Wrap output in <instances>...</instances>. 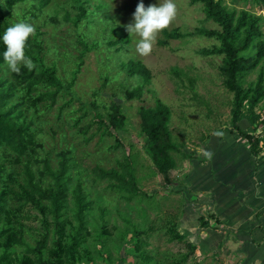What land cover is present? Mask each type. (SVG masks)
Instances as JSON below:
<instances>
[{"label":"rangeland","instance_id":"rangeland-1","mask_svg":"<svg viewBox=\"0 0 264 264\" xmlns=\"http://www.w3.org/2000/svg\"><path fill=\"white\" fill-rule=\"evenodd\" d=\"M141 2L147 8L164 0H50L46 5L40 0H20L12 7L0 0L3 53L6 28L20 21L33 24L40 44L30 36L28 45L56 68L65 85L53 96L57 86L45 80L29 86L23 72L30 71L23 64L17 74L8 70L4 58L0 62V79L13 85L3 107L30 127L24 153L7 143L0 146V256L10 253L2 264H264L262 241L245 243L246 232L221 226L215 237L201 227L200 215L217 222V211L212 201L204 207L197 186L186 182L216 132L249 144L238 131L230 130L235 92L226 85L221 69L224 53L201 52L203 47L220 44V39L199 34L197 27L221 26L207 17L204 2L173 0L177 12L168 28L192 33L162 44L161 31L152 52L141 56L136 52L140 37L126 29L134 24L133 14ZM82 3L87 15L76 23L72 18ZM222 3L260 15L263 35L242 52L256 55V43L264 39V0ZM68 13L71 19L66 18ZM121 36L124 43L113 42ZM130 58L142 59L151 68L150 80L130 73L126 65ZM31 60L34 75L41 73V65ZM262 69L264 56L240 76L241 83L246 87L255 83ZM138 85L143 87L142 94L127 98L126 90ZM158 99L172 109L169 125L181 146L172 150L176 166L168 172L169 181L154 164L142 129V108L155 105ZM114 102L121 103L125 123L108 127ZM257 109L264 112V98ZM247 127L264 135V124L257 130ZM227 145L234 148L231 139ZM46 160L56 170L62 161L68 164L61 224L52 213L51 199L33 192L27 182L25 164L29 162L38 183L53 185L45 171ZM130 167L138 191L129 184ZM78 183L91 202L83 228L75 216L73 189ZM42 238L46 239L44 259L35 250Z\"/></svg>","mask_w":264,"mask_h":264},{"label":"trees","instance_id":"trees-1","mask_svg":"<svg viewBox=\"0 0 264 264\" xmlns=\"http://www.w3.org/2000/svg\"><path fill=\"white\" fill-rule=\"evenodd\" d=\"M20 0H5L7 6L12 7ZM193 2H204V9L208 18L218 22L221 28H208L205 26L197 27L199 34L215 36L220 39V44H213L210 47H203L201 52L204 54L224 53L223 64L221 69L225 74L226 85L234 90V103L232 107V127L231 131H238L242 136L246 137L249 142L251 153L258 154L264 149V135L261 131L250 132L247 126L254 129L264 124V112L258 110L259 102L264 98V70L262 69L255 83L244 86L240 81V76L246 71L257 66L261 58L264 56V39L258 40L256 55L242 53L252 46L256 38L263 35L260 24L261 17L249 9L229 8L222 0H192ZM50 0H40L41 5H46ZM87 15V6L80 4L79 11L75 17H70L69 13L66 18H72L76 23L81 21ZM163 37L159 38V42L167 44L170 38H180L190 35L192 31H182L180 27L167 28L162 31ZM30 37L28 38V40ZM27 40V42H28ZM36 44H40L37 36L33 37ZM26 42L25 53L33 60L41 65V73L34 75V70L23 72L28 78L29 86L34 85L42 80L48 84L57 86L51 92L56 96L60 88L64 85L62 79L58 76L54 66L47 65L38 52H33ZM113 42L124 43V38L113 40ZM3 60V51L0 46V62ZM130 73L140 74L146 81L152 77L151 68L142 60L130 58L126 63ZM73 82V81H72ZM12 83L5 85L3 79H0V146L9 144L16 152L24 153L27 150V137L29 134V124L16 121L10 113V109L3 107V100L12 92ZM143 91L142 85L136 86L134 89L126 90V97L132 98L141 95ZM94 105H97L93 101ZM121 103L114 102L112 104V112L110 114L109 124L100 116L102 123L110 126H121L125 123V115L121 111ZM172 115V109L169 104L161 99L153 106L143 107L141 110L142 129L148 136V147L156 167L165 173L166 179L169 181L168 172L176 166V159L172 154V150L180 149V144L173 138L172 129L169 125ZM247 120L248 124H244ZM118 139V136H117ZM45 171H47L53 179V185L44 187L38 183L36 173L31 164H25V172L27 182L33 192L40 193L51 199L52 213L58 224L62 223L63 208L65 207L66 193L68 184L66 180V172L68 164L62 161L59 169H53L49 160L44 163ZM129 184L134 191H138L139 187L136 183L134 169L129 168ZM75 199V216L79 227L86 225V211L90 207L91 202L86 198L81 183H78L73 189ZM3 200V193L0 191V207ZM202 226H208L210 221L203 214L199 217ZM61 244L60 239L57 241ZM46 239L42 238L38 241L35 250L41 259L44 254V246ZM9 252H4L0 256V264L9 257Z\"/></svg>","mask_w":264,"mask_h":264},{"label":"crops","instance_id":"crops-1","mask_svg":"<svg viewBox=\"0 0 264 264\" xmlns=\"http://www.w3.org/2000/svg\"><path fill=\"white\" fill-rule=\"evenodd\" d=\"M230 136H211L186 182L197 186V197L204 207L211 201L215 205L217 222L207 217L210 224L202 226L198 220L202 228L214 233L215 237L219 236L220 226L226 231L246 232L245 243L256 240L262 241L263 245L264 153L253 154L247 142H238ZM230 139L233 149L227 145ZM205 152L212 154L210 159Z\"/></svg>","mask_w":264,"mask_h":264},{"label":"clouds","instance_id":"clouds-1","mask_svg":"<svg viewBox=\"0 0 264 264\" xmlns=\"http://www.w3.org/2000/svg\"><path fill=\"white\" fill-rule=\"evenodd\" d=\"M177 6L173 0H164L159 6H149L145 8L141 2L138 4L134 14V24L126 26L127 31L132 35L136 34L140 39L136 43V52L141 56H148L152 52L157 34L169 27L175 19ZM33 24L20 21L6 28L3 35V42L7 45V50L3 53L4 62L8 70L19 74L20 65L31 71L35 64L31 58L25 55V45L30 36L35 35ZM215 135L222 136V132ZM207 158H211L210 152H205Z\"/></svg>","mask_w":264,"mask_h":264}]
</instances>
